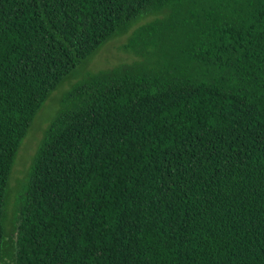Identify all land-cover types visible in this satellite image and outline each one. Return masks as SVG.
<instances>
[{
  "label": "trees",
  "instance_id": "obj_1",
  "mask_svg": "<svg viewBox=\"0 0 264 264\" xmlns=\"http://www.w3.org/2000/svg\"><path fill=\"white\" fill-rule=\"evenodd\" d=\"M0 264H264V0H0Z\"/></svg>",
  "mask_w": 264,
  "mask_h": 264
},
{
  "label": "rangeland",
  "instance_id": "obj_2",
  "mask_svg": "<svg viewBox=\"0 0 264 264\" xmlns=\"http://www.w3.org/2000/svg\"><path fill=\"white\" fill-rule=\"evenodd\" d=\"M122 41L115 42L113 39L103 45L96 55L89 61L86 68L77 69L73 72L70 80L67 81L62 89L53 93L46 102L44 108L38 112L29 128L25 138L22 140L14 160L12 175L10 178V187L15 189L18 184L25 181L32 158L37 151L39 143L43 136V131L47 127L50 118L57 108V100L62 98L63 93L71 88V85L83 79L88 72H95L102 69H108L115 65L131 64L136 61L134 57L122 53L118 50V45Z\"/></svg>",
  "mask_w": 264,
  "mask_h": 264
}]
</instances>
